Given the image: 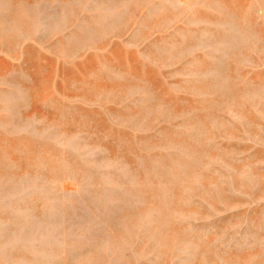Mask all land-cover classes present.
Returning a JSON list of instances; mask_svg holds the SVG:
<instances>
[{"label":"rangeland","instance_id":"obj_1","mask_svg":"<svg viewBox=\"0 0 264 264\" xmlns=\"http://www.w3.org/2000/svg\"><path fill=\"white\" fill-rule=\"evenodd\" d=\"M0 264H264V0H0Z\"/></svg>","mask_w":264,"mask_h":264}]
</instances>
